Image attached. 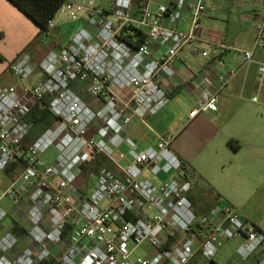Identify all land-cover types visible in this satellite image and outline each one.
<instances>
[{
  "label": "built area",
  "instance_id": "2783aa9c",
  "mask_svg": "<svg viewBox=\"0 0 264 264\" xmlns=\"http://www.w3.org/2000/svg\"><path fill=\"white\" fill-rule=\"evenodd\" d=\"M154 6L155 0H69L39 36L41 43L57 48L39 62L25 52L11 63L16 84L0 85V169L20 158L25 169L0 190V202L15 198L10 211L0 205V225L25 219L31 243L11 258L8 253L20 239L4 233L0 264H191L197 255L213 261L234 240L240 241L236 251L242 261L255 257V264H264V232L235 207L218 204L206 215L196 211L189 197L194 171L171 154V133L157 134V148L143 152L122 135L137 123L149 126V119L170 103L166 83L177 76L180 54L205 42L203 0L188 6L189 31L179 28L186 0ZM67 25L72 33L59 36ZM162 48L164 52L153 56ZM237 52L239 69L216 57L190 81L196 98L190 119L217 111L223 90L241 67L257 61L258 53L263 59L251 100L262 102L264 16L256 25L252 48ZM37 72L42 78L29 84ZM85 95L101 107L93 108ZM45 98L56 121L25 150L27 117ZM118 142L131 146L134 161L129 166L116 163L123 177L103 168L85 195L77 185L81 166L99 153L110 156L111 145ZM52 146L58 156L48 164L42 156ZM147 171L174 175L154 182L143 178ZM144 243L157 253L134 259Z\"/></svg>",
  "mask_w": 264,
  "mask_h": 264
},
{
  "label": "crops",
  "instance_id": "0c3cea01",
  "mask_svg": "<svg viewBox=\"0 0 264 264\" xmlns=\"http://www.w3.org/2000/svg\"><path fill=\"white\" fill-rule=\"evenodd\" d=\"M197 1L186 0L187 6L183 12V20L179 24L180 29L190 30L192 14L188 6ZM249 1L250 3L244 2L245 4L241 5V3L240 6L250 7L253 12L251 14L250 11L248 17L244 18L245 20L239 19L240 27L238 28L235 27V24L238 23H234L235 20L232 23L231 18L224 20V24H220L219 19H222L221 11L224 6L233 8L240 1L203 0L206 7L203 15L205 42L180 54V63L176 67L177 76L166 83L171 92L170 103L158 115L149 119V126L137 123L122 135L135 144L137 152L157 148V134L171 133L175 136L179 135L172 143L170 152L190 165L194 171L193 188L189 197L196 211L198 213L210 212L219 203L224 202L235 207L247 221L257 225L264 232V112L257 115L250 111L249 107H242L240 111H235L237 118L233 130L225 125L216 127L218 123L223 121L229 109L235 107L237 98H240L245 92L249 95L247 101L250 104L259 106L262 104L264 106V97H262L260 103H254L251 100L258 90V63L263 59L261 53H258L255 63L241 67L238 76L223 90L218 99V110L201 113L209 121V127H216V136L208 139V144L216 145L218 143L219 146L223 145L230 150L229 152L232 151L234 159L232 161H204L199 157L202 153L185 148L183 142L179 141L181 138L180 133L187 120L195 121L201 115L194 119L189 118L190 111L196 105V98L191 90L190 81L197 79L216 57L221 58L230 68L239 69L240 55L237 50H247L253 46L256 25L264 16V12L263 14L260 13L258 4L262 3L261 1L264 2V0ZM159 4L170 5L171 0H155L154 9ZM262 7L264 10V5ZM243 13L245 15V10L242 13L240 12L238 17ZM234 27L235 30H233ZM68 30H70V25L63 27L58 35L60 36ZM39 36L40 29L35 23L8 0H0V85L16 84V79L11 74L9 67L22 53H28L34 62H39L50 50L57 48L55 43L48 45L41 43ZM164 50L163 48L156 50L153 56H159ZM204 50L209 52L208 57L202 56ZM187 53L190 55H187ZM200 56L203 58H200ZM36 77L37 79L32 84L38 82L42 75L37 72ZM84 99L95 109L101 107V103L90 96L86 98L85 95ZM110 148L112 152L110 156L102 154L106 155L109 161L112 162L115 173L123 177L124 174L119 170L116 163L123 165L119 162L123 161L125 163L123 166L131 165L134 161L131 146L127 142H118L111 145ZM221 169L226 170L227 175L230 176L226 180V184L219 179L218 174ZM147 173L151 177L146 179L154 182L168 179L174 175L172 172H160L155 176L148 171L144 175ZM78 180L81 182L79 188L85 195H88L95 185L96 176L93 175L89 179H85L79 170ZM211 190L215 191L220 197L214 207H211V204H206L207 193ZM7 220L9 222L5 224V221L0 225V236L6 232L14 233V222L26 230V234L22 236L16 234L20 242L16 250L14 249L8 253V256L12 258L31 243L27 233L29 223L25 219L20 222L14 219ZM199 258L201 256L197 255L191 264H197ZM242 262L255 264L256 258Z\"/></svg>",
  "mask_w": 264,
  "mask_h": 264
},
{
  "label": "rangeland",
  "instance_id": "374dc122",
  "mask_svg": "<svg viewBox=\"0 0 264 264\" xmlns=\"http://www.w3.org/2000/svg\"><path fill=\"white\" fill-rule=\"evenodd\" d=\"M237 1H240V3L237 2L238 5L234 6L233 8L232 7L226 8V6H224V8L221 11L222 19H219L220 24H224L225 23L224 20H228V18H231L232 23H233V20L237 21V22L234 21V23H238V24H235V27L237 26L239 28L240 27L239 26L240 23L238 22L239 19L240 18L244 19L248 17V15L250 14V11L252 14L253 12L252 8L240 6L241 3H242L241 5L245 3H250L249 0L247 1L237 0ZM261 2L262 3H259L260 5L258 4V9L260 13L263 14L264 10L262 6L264 5V2L263 1ZM244 10H245V15L243 13V14H240V16L238 17V14L240 12L242 13ZM235 27L233 28V30H235ZM67 32H69L70 34L72 33V31L70 30H68ZM202 56H200V58H203ZM35 79H37L36 76L32 77L31 81L28 83L32 84L35 81ZM87 97L88 95H86V98ZM248 97L249 95L247 92L243 93L240 98L238 97L235 107L233 106V108L231 107V109H229L223 121L221 123H218L216 127L218 128V127H222L223 125H225L230 130H233L235 127V121L237 118L235 111H238V110L240 111L242 107L244 108L249 107L248 109H250V111H252L253 113L257 115L258 113L261 114V112H264V106L262 104H260V106L255 105V104H250L247 101ZM209 125H210L209 121H207L204 118V114H201L200 116H198L195 119V121L187 120V122L185 123L180 133L181 138L179 141L183 142L182 144L185 148H190L192 149V151L202 153L201 156L199 157H201V159L204 161H232L234 159V154H232V151L229 152L230 150L228 148H225L223 145L219 146L218 143L216 145L208 144V139L212 137L214 138L216 136L215 135L216 127L211 128V126L209 127ZM173 136H174V140H173L174 142L175 139L179 135L178 136L173 135ZM225 149H228V150H225ZM57 156H58V150L55 148V146H52L43 154L42 159L45 163L51 164L54 162ZM119 162H121L123 165L125 164L123 161H119ZM112 171L115 172V170H112ZM218 176H219L220 181H223L224 184H226V180L230 178V176L227 175L226 170H222V169L219 171ZM150 177L151 176L148 173L146 175H143V178H150ZM11 181L12 180L6 174L5 170L0 169V190L4 191L10 185ZM77 185L78 187L81 185V182H79V180H77ZM0 205L3 208L10 211L15 206V198H6L0 202ZM224 205H225L224 202L219 203V206L221 207H223ZM7 222H9V220H6L5 224ZM238 242L240 241L234 240V241L226 242L220 248L218 254L213 259V261H210V260H207L201 257L199 258V261L197 264H248L247 262H242V260L237 254L236 245L238 244ZM130 246L131 248H133L134 244L130 243ZM157 251H158L157 248L154 247L153 245L149 243H144L135 250L133 258L134 259L151 258L153 255L157 253Z\"/></svg>",
  "mask_w": 264,
  "mask_h": 264
},
{
  "label": "trees",
  "instance_id": "16d2710c",
  "mask_svg": "<svg viewBox=\"0 0 264 264\" xmlns=\"http://www.w3.org/2000/svg\"><path fill=\"white\" fill-rule=\"evenodd\" d=\"M15 7H17L23 14H25L33 23L37 25L40 29V33L48 29L49 22L53 19L54 15L58 9L69 0H8ZM48 103V98H45L44 102L38 104L33 111L27 117V122L29 124V131L26 138L23 141V147L27 150L38 138L39 136L50 126L54 124L56 118L48 110L46 104ZM108 168L114 170V166L108 157L102 153L95 155L93 159H90L84 163L81 168V175L85 179H89L93 175H98V173L103 169ZM25 169L24 159H16L11 163L5 172L11 180H15L20 177ZM206 204H211L214 207L220 197L215 191L211 190L207 193ZM209 212V211H208ZM208 212H199V214L206 215ZM13 232L22 236L26 234L24 230L18 223L13 226Z\"/></svg>",
  "mask_w": 264,
  "mask_h": 264
},
{
  "label": "water",
  "instance_id": "95a60500",
  "mask_svg": "<svg viewBox=\"0 0 264 264\" xmlns=\"http://www.w3.org/2000/svg\"><path fill=\"white\" fill-rule=\"evenodd\" d=\"M202 53H203V51H202Z\"/></svg>",
  "mask_w": 264,
  "mask_h": 264
}]
</instances>
